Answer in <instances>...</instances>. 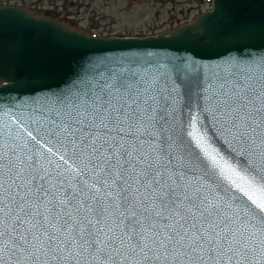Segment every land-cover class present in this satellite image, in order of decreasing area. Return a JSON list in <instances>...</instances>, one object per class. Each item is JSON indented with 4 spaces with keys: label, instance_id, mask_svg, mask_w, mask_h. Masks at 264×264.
Here are the masks:
<instances>
[{
    "label": "snow or ice",
    "instance_id": "6c2138e0",
    "mask_svg": "<svg viewBox=\"0 0 264 264\" xmlns=\"http://www.w3.org/2000/svg\"><path fill=\"white\" fill-rule=\"evenodd\" d=\"M212 20L172 38L264 46V19ZM203 67L85 58L27 114L6 110L0 264H264V54Z\"/></svg>",
    "mask_w": 264,
    "mask_h": 264
},
{
    "label": "water",
    "instance_id": "95a60500",
    "mask_svg": "<svg viewBox=\"0 0 264 264\" xmlns=\"http://www.w3.org/2000/svg\"><path fill=\"white\" fill-rule=\"evenodd\" d=\"M47 15V11L34 12L27 7L0 6V22L4 24L0 36V75L11 78L27 74L33 77L31 87H12L0 93V120L7 119L6 110L12 113L23 110L27 114L34 106L43 103L50 91L70 85L85 58L140 63L165 58L194 59L204 66L202 72H211L225 61L248 52L253 56L264 54L260 41L249 42L252 47L240 53L228 43L205 47L180 43L172 38L210 16L213 17L210 23H222L229 16L258 23L264 19V0H211L210 10L192 22L146 37H97L78 30L68 20H56ZM58 33L83 37V40L72 45L59 44L53 39ZM21 36L23 43L19 40ZM4 86V81L0 80V88Z\"/></svg>",
    "mask_w": 264,
    "mask_h": 264
},
{
    "label": "rangeland",
    "instance_id": "374dc122",
    "mask_svg": "<svg viewBox=\"0 0 264 264\" xmlns=\"http://www.w3.org/2000/svg\"><path fill=\"white\" fill-rule=\"evenodd\" d=\"M47 11L97 37H146L192 22L211 0H0V6Z\"/></svg>",
    "mask_w": 264,
    "mask_h": 264
}]
</instances>
